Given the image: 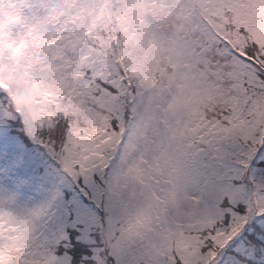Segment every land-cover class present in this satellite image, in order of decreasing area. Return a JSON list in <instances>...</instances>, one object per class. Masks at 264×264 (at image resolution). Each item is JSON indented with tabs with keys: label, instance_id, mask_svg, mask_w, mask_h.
I'll return each mask as SVG.
<instances>
[{
	"label": "snow or ice",
	"instance_id": "6c2138e0",
	"mask_svg": "<svg viewBox=\"0 0 264 264\" xmlns=\"http://www.w3.org/2000/svg\"><path fill=\"white\" fill-rule=\"evenodd\" d=\"M166 4L102 77L0 48V264H264V0Z\"/></svg>",
	"mask_w": 264,
	"mask_h": 264
},
{
	"label": "rangeland",
	"instance_id": "374dc122",
	"mask_svg": "<svg viewBox=\"0 0 264 264\" xmlns=\"http://www.w3.org/2000/svg\"><path fill=\"white\" fill-rule=\"evenodd\" d=\"M104 5L109 10V22L117 31L123 59L129 58L125 39L132 34L143 39L142 44L133 49L137 59L146 53L151 56L152 26L166 16V0H0V48L5 51V72L13 66L9 55H14L21 65L18 71L31 62L33 75L39 74L43 80L59 83L60 70H53L52 57L42 48L47 42L54 43L69 61V66L76 69L72 73L75 80L82 78L83 73L79 69L86 66L77 61L72 48H78L74 53L92 63L88 69L95 70L93 77H102L109 68L115 72L106 23L93 22L97 18L102 19ZM86 87V84L79 85L80 91L86 90ZM168 111L171 114L172 109ZM124 179L117 170L113 176L117 201L118 193L124 188ZM147 191L150 194L151 190ZM114 213L110 229H116L119 224L120 228L116 230L122 231L124 239L130 241L137 230L133 209L127 202L117 203Z\"/></svg>",
	"mask_w": 264,
	"mask_h": 264
},
{
	"label": "trees",
	"instance_id": "16d2710c",
	"mask_svg": "<svg viewBox=\"0 0 264 264\" xmlns=\"http://www.w3.org/2000/svg\"><path fill=\"white\" fill-rule=\"evenodd\" d=\"M56 65L61 67H66V65H68L67 61L63 58V57H58L56 58Z\"/></svg>",
	"mask_w": 264,
	"mask_h": 264
}]
</instances>
